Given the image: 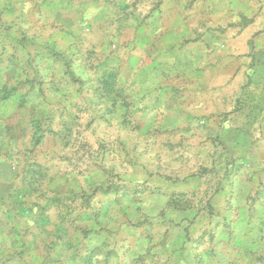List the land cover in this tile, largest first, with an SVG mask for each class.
<instances>
[{
    "label": "rangeland",
    "instance_id": "374dc122",
    "mask_svg": "<svg viewBox=\"0 0 264 264\" xmlns=\"http://www.w3.org/2000/svg\"><path fill=\"white\" fill-rule=\"evenodd\" d=\"M227 12L261 63L165 129L142 65ZM263 59L264 0H0V264H264Z\"/></svg>",
    "mask_w": 264,
    "mask_h": 264
},
{
    "label": "crops",
    "instance_id": "0c3cea01",
    "mask_svg": "<svg viewBox=\"0 0 264 264\" xmlns=\"http://www.w3.org/2000/svg\"><path fill=\"white\" fill-rule=\"evenodd\" d=\"M178 21L183 43L164 46V52L161 50L140 70V96L146 103L157 100L165 129L172 126L169 120H177L183 113L225 110L223 104L233 90L244 87L246 70L255 59L256 65L261 63L259 48L256 52L250 50V32L228 12L212 17V23H204L205 17H195L193 35L187 28L191 18Z\"/></svg>",
    "mask_w": 264,
    "mask_h": 264
},
{
    "label": "trees",
    "instance_id": "16d2710c",
    "mask_svg": "<svg viewBox=\"0 0 264 264\" xmlns=\"http://www.w3.org/2000/svg\"><path fill=\"white\" fill-rule=\"evenodd\" d=\"M255 58V57H254ZM264 61V59L262 60V62Z\"/></svg>",
    "mask_w": 264,
    "mask_h": 264
}]
</instances>
